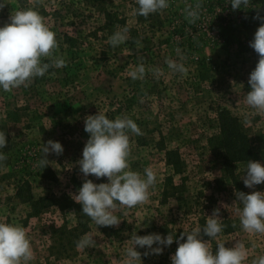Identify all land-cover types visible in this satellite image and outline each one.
<instances>
[{"label":"rangeland","instance_id":"374dc122","mask_svg":"<svg viewBox=\"0 0 264 264\" xmlns=\"http://www.w3.org/2000/svg\"><path fill=\"white\" fill-rule=\"evenodd\" d=\"M5 2L0 26L8 22L11 13L34 8L56 33L59 54L67 61L66 67L49 69L29 87L11 92L0 89V131L7 139L2 150L7 160L0 162V222L27 230L35 257L30 264H125V250L131 246L133 233L164 237L172 233L178 238L183 232L204 227L216 208L224 228L210 241L214 252L218 242L231 247L241 241L249 253L245 264L264 255V235L242 229L238 211L242 204L235 195L264 192V183L254 189L244 185L249 160L235 164L234 179L216 180L222 177L223 168L209 142L218 132V111L227 108L239 118L250 139V160L264 165V114H257L245 102L251 90L250 73L259 59L249 42L260 26V20L254 18L258 7L264 16V0H252L247 8L235 11L230 0H199L203 7L195 23L188 22L184 9L197 0H168L167 9L144 22L134 14L138 7L135 0H105V7L125 21L109 25L81 0ZM125 26L128 39L112 47L109 38ZM63 32L79 37L77 47L63 42ZM177 49L186 58V75L173 73L165 62L167 58L179 60ZM141 57L145 78L133 80L128 73ZM157 68L163 72L159 78L152 71ZM98 112L109 119L127 116L137 123L142 135L130 133V167L142 175L151 167L157 183L146 203L131 209L118 207L114 213L120 220L118 226H96L91 220L90 229L77 240L90 235L95 247L77 249L75 232L70 231L77 221L72 195L85 179L108 182L107 178H85L78 164L89 139L85 117ZM48 140L60 142L64 149L62 155L47 156L55 179L43 178L42 168L37 166ZM163 146L175 149L182 162L179 168L167 162ZM168 178L176 188L165 199L167 187H175L166 185ZM26 180L35 197L45 195L54 200L39 215L31 214L30 205L16 195ZM63 224L67 233L59 230ZM69 238L74 242L69 243ZM177 247L174 240L159 255L144 256L146 247L137 246L136 250L142 264H171Z\"/></svg>","mask_w":264,"mask_h":264},{"label":"clouds","instance_id":"9594fccd","mask_svg":"<svg viewBox=\"0 0 264 264\" xmlns=\"http://www.w3.org/2000/svg\"><path fill=\"white\" fill-rule=\"evenodd\" d=\"M251 2L252 0H230V5L235 11L247 8ZM135 3L138 7L134 9V14L145 18L169 7L168 0H135ZM6 5L5 0H0V10ZM202 7L199 0L194 5L185 7V18L189 23H195L200 18ZM259 12L258 7L254 18L260 20V26L249 42L259 59L250 73L248 83L251 90L246 94L245 102L257 114H264V16ZM128 32L126 26L121 28L109 38L108 43L112 47L119 46L128 39ZM59 53L60 44L56 33L38 11L28 8L11 13L8 22L0 26V89L11 92L21 86L29 87L35 78L43 77L49 69L66 67L67 61ZM177 55L179 60L167 58L165 62L173 73L186 75L188 70L183 62L186 58L179 49ZM140 59L141 62L128 73L133 80L145 78L143 57ZM46 60L48 62H44ZM152 71L157 78L163 75L158 68ZM84 130L89 134V139L82 150V159L78 161L80 171L85 178H107L108 182L97 184L91 179H85L72 199L82 206V213L96 226H118L120 220L114 214L118 207L131 209L146 203L150 198V189L157 183V174L151 167L145 168L143 175L131 170L130 133L142 135L133 119L127 116L109 119L104 113L98 112L85 117ZM6 145V134L0 131V162L7 160L6 153L2 151ZM63 151L60 142L48 140L43 144V156L37 166L44 169L50 163L47 159L50 153L59 156ZM243 183L249 189L264 183V165L249 160ZM235 195L242 204V209L238 210L242 229L249 234L264 235V192L254 190L250 194L236 192ZM223 228L220 209L216 208L207 216L204 227L183 232L178 238L172 233L166 237L157 233L143 236L133 233L131 246L125 250V264H142L137 246L147 248L144 256L159 255L174 240L178 247L170 257L171 264H245L249 253L241 241H236L231 247L218 242L215 252L213 251L210 241L217 239ZM76 247H95V240L90 235H84L76 242ZM34 258L27 230L18 224L0 222V264H30ZM251 264H264V255L253 259Z\"/></svg>","mask_w":264,"mask_h":264},{"label":"trees","instance_id":"16d2710c","mask_svg":"<svg viewBox=\"0 0 264 264\" xmlns=\"http://www.w3.org/2000/svg\"><path fill=\"white\" fill-rule=\"evenodd\" d=\"M82 4H85L87 7L94 8L97 10L103 17L104 22L106 24H114L115 22H122L125 24L124 19L119 20L117 16L111 10H108L105 7V0H81ZM150 14L149 16H151ZM138 20L140 22H144L145 17L138 15ZM80 41L79 37L68 35L66 32H63V42H65L68 47L75 48L77 47L78 42ZM47 62V61H45ZM218 121V132L216 133V138H210V143L213 151H215L221 160V166L223 168V175L216 180L228 179L232 180L235 177V164L241 161L250 160L253 157V147L250 142V139L246 132L243 130L239 118L234 115L229 109L221 108L217 114ZM165 149L166 160L168 163L173 165L175 168H179L181 165V161L175 149H168L163 146ZM176 152V153H175ZM42 177L47 179H55V175L53 171L47 166L44 169L42 168ZM167 186H175L172 182V178H168ZM175 187H171L165 191V199L169 194H174ZM16 195L18 198L27 202L31 207V214L39 215L43 208L50 206L53 204L54 200L49 196H39L35 197L32 192L31 183L29 181H24L22 185H19L16 190ZM72 206L75 208L76 215V223L70 229V231H74L73 235L76 239L80 237V234L87 232L90 229L91 219L82 213V206L78 203H72ZM224 225V223H223ZM59 229L64 230V233H67L66 226L61 225ZM105 230V229H104ZM225 231H229V229H225ZM69 232V231H68ZM106 232V231H105ZM70 233V232H69ZM107 235H110V232L107 231ZM69 243H73V239H68Z\"/></svg>","mask_w":264,"mask_h":264}]
</instances>
